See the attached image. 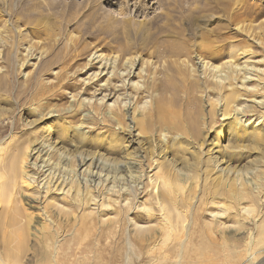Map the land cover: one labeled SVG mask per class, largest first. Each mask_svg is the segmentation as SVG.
Returning <instances> with one entry per match:
<instances>
[{"label": "rangeland", "instance_id": "rangeland-1", "mask_svg": "<svg viewBox=\"0 0 264 264\" xmlns=\"http://www.w3.org/2000/svg\"><path fill=\"white\" fill-rule=\"evenodd\" d=\"M238 25L252 31V53L235 62L250 59L256 66L255 78L262 83L251 81L258 86L249 96L264 100V0H0V216L14 208L21 212L20 221L0 228V235H15L25 213L39 209L47 210L50 223L34 219L42 226L33 235H48L44 241L30 234L0 240V264H264V107L249 108L250 115L235 112L243 123L237 127L234 116L225 118L223 111L232 114L235 104L242 111L250 102H226L231 91L226 81L222 90H213L207 71H191L197 56L220 62L227 57V42L249 39L245 32L236 34ZM168 44L174 51H167ZM97 55L106 59L102 71L100 61L88 65ZM131 58L134 75H121L122 81L116 73ZM95 73H101L99 80L84 92L82 83ZM108 76L109 86L128 82V87L105 88ZM160 79L167 80L165 92L155 86ZM66 80L81 84L60 87ZM137 81L141 89L135 93L130 84ZM161 95L169 120L162 124L145 118ZM81 100L87 104L82 111L66 117ZM109 104L126 112V121L112 119ZM137 118H144V128ZM77 135L88 144L80 145ZM27 139L44 149L31 151L26 164L40 163L48 150L51 170L67 182L74 152L105 165L97 169L101 176L131 160L140 177L134 181L128 173L122 177L125 171L118 173L114 188L120 193L111 196L112 207L101 203L108 196L98 197L97 204H74L71 191L41 193L39 202L26 205L19 193L31 192L20 183L19 168ZM85 166L76 169L80 178ZM147 173L157 180L154 193ZM81 185L84 189L85 180ZM145 206L151 208L148 214L141 210ZM84 214L98 219L79 231L75 218Z\"/></svg>", "mask_w": 264, "mask_h": 264}, {"label": "bare ground", "instance_id": "bare-ground-1", "mask_svg": "<svg viewBox=\"0 0 264 264\" xmlns=\"http://www.w3.org/2000/svg\"><path fill=\"white\" fill-rule=\"evenodd\" d=\"M125 29H127V28H125ZM235 30H238L236 32V34L244 33L245 32L244 33L245 36L247 38H249V39H247V40L244 39L245 40L244 42H243V40H240L241 43L243 42L242 44H237V43L234 44L231 41L227 42V45H226V47L228 49V51H227V57L224 60L220 61V62L217 61V60H216V62H212V61H209V60H206V59H203V58L202 59L201 58H198V56L197 57L195 56L197 58V60H195V64H194V66H192L191 71H193V72H201L202 71L203 73L207 71V73H208L207 76H208L210 82H212L213 83V86H214V87H212V85H211V89H213V90H218V89H221L222 90L223 86L221 88L220 85H222V83H223V85H225V81H226L227 85L231 89V91L225 96L226 102L233 101V100H235L237 98L238 99H241V100H245L247 102H250V104H245L244 105V109L245 110H242V111L240 110V108L242 106L241 104H235V107L233 109H231V110H233V113L232 114L230 112L226 111V109L223 111V117L225 116V118H228L229 116L230 117H233L234 116L233 120H235L236 126L237 127H241L243 125V123H242V121L240 119L242 116L239 117L237 114L234 115V113L235 112H238L239 113V111H240V112H245V114L250 115L249 113L252 110L249 109V108H252L254 106L264 107L263 106L264 100H262V99L261 100L260 99L259 100H256L255 98L250 97V96H252V94H255V91H256V88L255 87L258 86V85H255V86L254 85H250V82L253 81V80H255V82L258 81V84H261L262 83V81H259L258 78H255V76L257 74L254 73V71H256L257 69L255 70L254 68L256 66H253L252 64H250V62H251L250 59H249V61L247 60L248 63H244V64H242V63H236L235 62L237 60V58L239 59L240 56L241 57L242 56L243 57H246L247 56L246 58H249V55L248 54H251L252 53L251 50H250V48H249L250 47V44H251L249 41H250V36H252L251 35L252 34V31H250V29H248V30L243 29L242 26H240V25L236 26L235 27ZM213 33H214V31H213ZM251 40L255 44H258L257 42L260 43V41H258V39L252 38ZM175 48L176 47L173 46V44H170V45L168 44L167 51H174ZM209 49H211V47ZM249 52H251V53H249ZM102 58H103V60L105 59L104 57H101L100 55H97V56L89 59L88 65L90 67H94L93 66L94 63L95 62H99V61L101 62L102 61ZM101 64H102V62H101ZM134 64H135V58H133V59L131 58V60L130 59L129 60H125V62L123 63V67L121 68V70H123V72L124 71H126V72L125 73L121 72L120 74L117 72L116 73L117 74V77L118 78L119 77L121 78V75H122V77L123 76L124 77H126V76H129V77L131 76L132 77L134 75V70L133 71H131V70H132V67H134ZM102 65L103 66H101L102 67L101 71L103 70V68L105 69V67H106L107 64H106V62H104ZM111 65L112 64L110 62L109 65H108V67H112V69H115V72H116V70L118 68L115 67L114 62H113V65L112 66ZM98 67H99V65H98ZM141 71L142 70L139 71V74H141ZM177 71H176V73H177ZM179 74H180V72H179ZM100 75H101V73H99V74L95 73L94 76L91 77L88 82H83L82 83V86L83 87H81V89L85 92L87 89H89L92 86H94L96 84V82L99 80L98 77ZM95 76H96V78H94ZM111 77H113V74H112ZM111 77L108 76V79L105 80L106 83L101 84V85H105V88H109L110 87L109 89H112L114 91L119 90V89H121L124 86L125 87L126 86L128 87V82H127V84H125L124 82H122V85H120V87L118 89L117 88L115 89L114 87L109 86L110 85L109 78H111ZM122 81H124V79H122ZM80 84H78V83H76L75 81H72V80L71 81L66 80L64 82L63 81L61 82V86L60 87H64V88L78 87ZM138 84H139L138 81L137 82H132V84H130L131 89L133 91H135V93L138 90L141 89V85H138ZM263 85H264V83H263ZM155 86L158 87V89H160L162 92H165V91L168 90V83H167V80L166 79H160L159 80V84H156ZM115 87H116V85H115ZM55 88L56 87H54L53 89H55ZM259 88H261V87H259ZM240 90H242L243 93H241ZM55 94H56V92L55 93H52V94H49L48 98L49 99H53V97H54ZM246 94H248V95H246ZM56 95H55V97H56ZM163 98L164 97H162V95H161V97L159 98V100L160 99H163ZM217 100H218V98H217ZM216 104H218V103H216ZM86 105L87 104L85 103V101L84 100H81L79 102V108L77 110L74 109V111H70L69 110L68 113H67V115H66V117H68L70 119H74L77 116V114L80 113V111H82V109ZM126 105H127V103H125L123 107H126ZM108 107H109V114L110 115L112 114L111 115V118L112 119H115L118 123H123V120L126 121V119H127V118H125L126 112H124V114L121 115V114L118 113V111H115L114 106H112V105L109 104ZM223 108H225V107H223ZM64 118H65V116H64ZM145 118L146 119L159 120L158 122H160L161 124L162 123H167L169 121L168 120V117L166 115V111H165L164 105L162 103V100H160L159 103H157V105L153 109H151L149 116L148 117H145ZM148 122H146V123H148ZM136 124L140 128H144V124H145L144 123V118H139V119L137 118ZM126 125H127L128 128H130V125L129 124H126ZM254 135H257V137H259L260 136L259 131H254ZM76 138H77V142L80 145H82V146L85 145V144H88V142H89V140L87 139V137L82 136V135H80V136L77 135ZM36 140L37 139H35V142H36ZM63 142H66V141H63ZM31 143L32 142L28 140V143H27V145L24 148L25 149V153H22L24 155H23V157L20 160V162L23 163V165H21V168H19L20 171H21V174H20L21 177L19 178L20 183L22 184V186H24V188L28 192H31V193H29L31 195L29 197L27 196V194L26 195H23L21 191H20L21 193H19L22 196L21 198H24L26 200V202H25L26 205H28V204L29 205H32V204H30L31 201H33V202H35V201L39 202L40 198L42 197L41 193L49 194V197H50V195L53 196V194H55L56 191L59 194H63L64 192H65L64 194H66V193H68V192L71 191V195H72L71 198H72V201H73L74 204H75V202L76 203L79 202V204H84V203L85 204L86 203L87 204L88 203L89 204H97L96 203V200H97L98 197H101L102 196L101 198H103V200H104L105 197L108 196L107 203L106 204L104 202H101V203H102V205H106V206H111L112 207V205L115 204V200H111L110 199L111 196L112 195H115L117 193H120L119 192L120 191V188L119 189H115L114 188V187L117 186V185H114L115 180H116V182L119 181V178L117 177L118 173L125 171L124 174H121L122 177L124 175H127V173H128L129 176L135 178L134 181H136V178H139L140 177L139 172L135 168V162L134 161H131V160L130 161L129 160H126L124 162V164H119L120 162H117L115 165H112V168L110 170H108V172H111L112 173L110 176L109 175H106V173H104L101 176V174H100L101 172H98L97 169H99L100 171H102V170H104V166L105 165H103L101 162L98 163L97 159H93V155H91L90 157H88L90 154L84 155L81 152H78V154H76L74 152L75 154L73 153V156H72L73 159H71L70 162L68 161L69 162V165H68L69 166V170L66 169L67 170L66 172H68L69 174H71V178L67 182L66 181L67 178H63V176L61 175L62 178L60 179L61 176H59V173H56L55 172V169L54 170H51L55 166L52 167L53 166V164H52L53 161L50 163V160H51V158H53V156H52V153L51 152L48 153V150H45L42 153V155H40V159H39V162L40 163H32V165H33L32 167L33 168L29 166L30 165L29 163L26 164V162H28L26 159L31 154V151H33L34 149H36L35 152L36 153L38 152V154H40L43 151V149H44V148L42 149L41 146H39V147L36 148V145L38 144V141L33 144L34 146ZM29 147H31V148H30V151L28 152L27 149ZM109 149L111 150L112 153H115L116 152V148L113 147L112 145H110V148ZM150 152H151V155L153 156V154H154V148H151L150 149ZM44 155H46V157L43 158ZM128 156H130V155H128ZM135 157H136V155H133L132 156V159H134ZM62 160L65 161L66 158H64ZM154 162H156V160H154L153 163ZM55 165L57 166V164H55ZM84 165H86V166L83 169V171L81 172L82 173V177L80 178L79 177V174L77 173V171L80 169V167H82ZM29 168H31V169H29ZM77 168H78V170L76 171ZM94 169H96L95 172H94ZM106 169H108V167H106ZM58 170H60V169H58ZM96 175H98V176L96 177ZM153 175H150V174L148 175V173L146 175L147 180L151 183L150 185H151V192L152 193L155 192L156 186H157V180L152 177ZM155 175H156V172H155ZM156 176H155V178L158 177V176L157 177ZM84 177H85V179H84ZM97 178H100L102 180V182H99L100 180L98 181L100 184L99 183H97V184L95 183V180ZM111 178H113V180H111ZM83 180H85V187H84V189H82L83 186L81 185V183H82ZM92 181H93V184H92ZM105 181H107V183L104 185V182ZM110 182H113V184H111V186L109 185ZM17 184H19V183H17ZM20 187H21V185H20ZM11 193L12 192H10V194ZM135 197H136V195H135ZM13 198H14V196H13ZM62 200L64 202L65 199H62ZM109 200L112 201V204L111 205L108 203ZM72 201H70V202H72ZM65 204H66V202H65ZM79 204H77V206H80ZM74 208H76V207L74 206ZM7 209H4V210H7ZM149 209H151V208H147L146 206L145 207H141V210L143 212H147V214L149 213ZM13 210H12L11 213L9 212L10 210L9 211L2 212V215L0 216V228L3 229V230L1 229L2 231H4V230L6 231V227L8 225H13V224H16L17 222L20 221L18 219V216L19 217L21 216V212L20 211L14 212V211H16V209L14 211ZM43 210L39 209L37 212H30V213L27 212V213H25L26 214V218H25L26 221L23 224H21L19 227H17L15 229V231L13 232L16 236L15 235L6 234L4 232V234L0 235V240H3V241H9V240H12V239L23 240V239H25L27 237L28 234H30L32 236V239L33 240H39V241L42 240V241H44L45 239L49 238L48 235H43V234L41 236L40 235L39 236L33 235L34 232L40 233V231H39V229L37 227L38 226H40V227L42 226V222H39L40 220L39 221L37 219L34 220L36 217L37 218L38 217L39 218H44L45 217L44 219L47 220L46 223H48V221H49L46 218V215L47 214L45 213L47 210L45 212ZM94 216H91L89 214L76 215L75 222H76V225H77V229L79 231H86L90 227H92L94 225V220L95 219H98L96 215H94ZM137 216H138V219H140V218H146L144 216H141L140 214L137 215ZM31 220H34V224L33 225H30V221ZM48 224H50V223H48ZM29 229L31 230V232H30ZM144 238H145L144 235H141L139 237V240L142 241V240H144Z\"/></svg>", "mask_w": 264, "mask_h": 264}]
</instances>
